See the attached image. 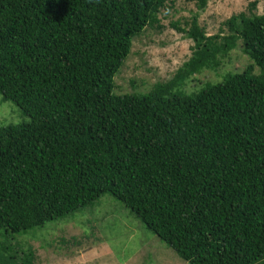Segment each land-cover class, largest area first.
Listing matches in <instances>:
<instances>
[{
	"label": "trees",
	"instance_id": "obj_1",
	"mask_svg": "<svg viewBox=\"0 0 264 264\" xmlns=\"http://www.w3.org/2000/svg\"><path fill=\"white\" fill-rule=\"evenodd\" d=\"M175 1L0 0V94L31 119L0 128V264H37L9 237L107 195L187 264H264V14L256 4L215 35L198 14L185 28L172 23L194 43L189 61L145 94L115 92L134 39L160 29ZM237 48L245 68L198 93L183 90L204 70L220 77Z\"/></svg>",
	"mask_w": 264,
	"mask_h": 264
},
{
	"label": "rangeland",
	"instance_id": "obj_2",
	"mask_svg": "<svg viewBox=\"0 0 264 264\" xmlns=\"http://www.w3.org/2000/svg\"><path fill=\"white\" fill-rule=\"evenodd\" d=\"M253 3L254 13L263 15L264 0H210L204 11L197 7V0L169 4L168 11H161L158 17L161 28H148L134 39L132 52L120 75L115 77V92L131 93L133 87H138L140 91L136 93L145 94L142 91L148 92L154 84L167 82L189 61L194 43L173 28L172 23L179 22L185 28L186 21L198 14L200 26L209 36L215 35L222 28L226 30L224 23L232 16L247 14ZM247 64L248 58L237 48L223 60L218 69L220 77L215 71L204 70L192 77L183 90L190 95L198 93L208 82H222V72L236 73V69ZM30 122L27 115L0 94V128ZM9 241L19 257L35 253L37 264H187L122 203L108 195L44 228L10 236Z\"/></svg>",
	"mask_w": 264,
	"mask_h": 264
}]
</instances>
